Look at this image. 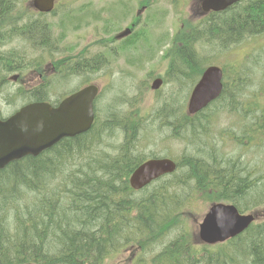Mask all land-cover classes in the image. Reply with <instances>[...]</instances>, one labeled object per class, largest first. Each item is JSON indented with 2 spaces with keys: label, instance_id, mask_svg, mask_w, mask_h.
I'll list each match as a JSON object with an SVG mask.
<instances>
[{
  "label": "rangeland",
  "instance_id": "rangeland-1",
  "mask_svg": "<svg viewBox=\"0 0 264 264\" xmlns=\"http://www.w3.org/2000/svg\"><path fill=\"white\" fill-rule=\"evenodd\" d=\"M145 2L152 6L140 16L141 24L137 28L140 33L136 37L137 39L142 37V39L136 42L132 40L133 45L131 46L122 45L120 42H111L110 38L133 22L137 11L141 8L140 4ZM195 2L196 0H65L57 8L56 15L51 14L42 18L35 15V12L30 9L28 1H21L18 4L17 12L22 16V19L16 23L17 31L20 24L30 16L41 18L48 26H52L53 34L49 33L50 42L44 49V47H39V44L31 45L23 36L6 41L4 29H0V58L2 59L1 55L11 52L22 56L21 61L11 64L12 66L17 65L20 71H4L0 64V111L2 115L7 117L12 114V110L16 111L25 104L24 100L27 97L22 90L25 92L37 91V93L46 90L50 100L57 102L64 95L82 87L85 83H92L101 88V97L97 104L99 108L98 121L94 134L86 139L82 150L89 148L87 152L90 150L96 152L100 148L104 155L117 156L121 150L123 135L125 137L121 126L127 123L137 126L136 122L139 121L141 123L140 137L137 133V142L140 145L136 153L146 156V158L158 155L176 160L181 159L183 163L181 169L187 162L189 153L195 154V150H193L195 148L203 156L209 158L206 165L211 170H216L218 176L221 174L218 179L222 178L224 184L227 183L229 175H225L226 178H223L222 173L225 172L223 169L221 170V167L223 168L226 162L237 157H242L248 162L245 168L246 173L260 176L264 173V142L262 141L264 136L260 134L262 129L264 133V124L260 121L259 116L253 117L259 111H253L252 105L264 106V93L261 92L262 86L258 82V80L264 79V35L248 38L240 45L226 48L228 43L226 39L229 38L226 32L221 35L219 31L214 32L211 29L213 33L201 36L202 31H197V37H200L202 41L210 39L206 40V44H196L200 59L205 60L208 66L212 63V65L215 64L224 69L227 94L221 103L215 104L211 110L206 112L208 114L206 119H211V124L204 128L200 122L199 124L202 131L207 134L201 135L200 140L198 139L192 144H189V139L175 140L174 137L181 139L177 134V130L180 129L176 127L178 119L170 118L167 111L163 110V105L182 114V99L189 92L186 99L187 105L191 90L196 82L193 83V86L192 84L180 86L174 77V67L171 73V83L169 85L165 83L158 92L151 90V84L155 78L162 76L165 79L169 73L172 57L171 47L181 32L204 21L197 16ZM200 28H203L201 24L198 26V29ZM217 37L219 38L216 39ZM231 37L233 38L229 39V43L245 37V34L239 33ZM196 41L199 40L196 39ZM51 42H54L53 47H51ZM57 42H60L59 46L55 45ZM177 45H181V42L178 41ZM65 58H73V61L90 58L91 63L81 62L69 68V72L63 74L62 77L55 69L48 71V66L41 68V71L31 69V65L36 63L45 65L47 60L49 64ZM28 63L29 66L22 67ZM179 66L184 68L181 63ZM40 73L45 78H38ZM15 74H20L22 80L12 82L9 78ZM253 75L256 79L249 82L241 96L236 95V99H233L234 104L230 106L228 92L234 88L237 78L241 76L246 82ZM65 79L67 80L65 81ZM238 81H240V77ZM171 85H173L172 90ZM19 92L22 95H18ZM127 117L135 118L137 121L131 122ZM253 132L257 134V138L253 139L256 141V148L250 146L249 134H253ZM188 134L190 135V133ZM208 134L209 140L207 139ZM72 148L75 152L80 151L76 144ZM87 152H83L82 159L65 161L64 164L61 162L53 169V174L58 175L55 189L66 194V199H70L71 191H74V186L69 182L70 174L72 171L77 172L76 168L83 162ZM98 170H101L100 165H98ZM185 174L184 170L178 172L176 179L182 176L186 182ZM210 177L212 176L210 175ZM0 187L2 193H7L3 194L4 197L7 195L6 199H10L12 194L16 193L13 191H17L19 188L18 183L10 184V186L1 183ZM165 187L167 186L165 185ZM195 187L196 182H192L189 188L194 189ZM52 188L54 189V186ZM118 192L123 194L121 190ZM179 194L183 200L184 194L182 192ZM32 196L33 194L29 195V197ZM50 196L48 193L46 198L49 200ZM137 196L138 193L133 195V197ZM22 197L26 201L25 193L22 194ZM80 198L81 196H77L76 199L72 198L75 210L84 209L83 204L79 203ZM48 202L50 203V201ZM94 203L91 205H97L96 202ZM207 209L208 205L199 199L194 209L190 210L185 218L189 231L193 233L196 231L197 221L201 220ZM32 211L26 204L24 210L19 213L24 215L19 217L13 215L7 224L0 225V244L8 237L11 225L17 226V218L19 224H23L27 219L25 214L27 213L31 214L34 220L35 213ZM263 219L264 217H262ZM30 229L31 227L28 231ZM30 232L33 234L32 229ZM173 233L175 232H172L165 241L170 240ZM160 238L161 235L156 238L155 242L157 243L152 246L153 248L150 247L151 249L149 248L147 252V257L150 260H148V264L154 257L153 255L161 251L158 248ZM135 239L132 238L130 242ZM34 240L36 239L32 237L29 242H34ZM14 244L15 241L8 242L9 252H6L10 253L8 256H14ZM32 244L28 243V246ZM20 249L19 247L16 251L17 255ZM133 252L135 251L130 250L119 256H114L109 264H122L123 261L127 263Z\"/></svg>",
  "mask_w": 264,
  "mask_h": 264
},
{
  "label": "trees",
  "instance_id": "trees-1",
  "mask_svg": "<svg viewBox=\"0 0 264 264\" xmlns=\"http://www.w3.org/2000/svg\"><path fill=\"white\" fill-rule=\"evenodd\" d=\"M18 1L0 0V29H4L6 41L23 36L32 45L39 44V47H44L43 45L49 42V33L53 34L51 26L39 22V24H28L17 31L16 23L22 16L13 12ZM53 14H56V10ZM211 29L214 32L219 31L221 35L226 32L229 36L226 39L228 43L229 39L233 38L231 36L239 33L245 36L263 33L264 0H246L227 12L212 15L205 27L199 29L202 31L201 36L213 33ZM186 34L188 33L184 32L177 38L179 42H184V46L177 48L171 73L175 67L174 77L180 86L188 84L193 86V83H197L205 65L203 66L202 60L192 49V44L185 48L188 42V38H184ZM136 36L127 42L139 40ZM55 45L57 46V43ZM177 46L175 44L174 49ZM1 56L0 64L4 71L18 70L17 65L11 64L21 61L22 56L13 52ZM79 63L71 64L70 68ZM179 63L184 68H181ZM66 70L69 72V68ZM239 77L240 81H238ZM239 77L235 81L234 88L228 92L230 106L234 104L233 99H236V95L241 96L249 82L256 79L253 75L244 82L241 76ZM258 82L262 86L261 92L264 93V79ZM32 94L34 95L30 100L43 101L39 97L42 92L33 91ZM226 94L225 90L215 104L221 103ZM18 95L22 93L19 92ZM254 99L256 104V96ZM163 110L167 111L170 118L178 119L176 127L180 129L177 130V134L182 140L189 139V144L200 140L201 135L207 134L202 131L199 122L203 128L211 124V119H206L208 110L198 118V123H193L180 112H175L169 107L163 106ZM259 119L264 124V111L259 115ZM136 123L137 126L128 123L121 126L125 140L117 156L104 155L100 148L96 152L92 150L87 152L89 148L82 150L86 139L94 134L95 124L86 134L65 139L39 157H27L0 171V185L3 183L10 186L18 183L19 186L17 191H13L16 193H13L10 199H6L7 195L3 196L7 193H2L0 187V225L7 224L13 215L18 217L24 215L19 213L24 210L26 204L35 213L34 220L31 214L25 213L27 219L23 224H19L17 218V226L11 225L8 237L0 244V264L24 261H35L40 264H106L112 256L122 253L123 248L133 247L135 244L142 250L133 264H145L143 256L151 245L157 243L155 240L159 235L161 238L158 248L161 251L153 255L149 264H182L183 261V264H264V221L255 223L237 238L212 247L201 245L197 236L190 233L183 222L173 228L175 226L173 219L183 208L191 183L196 182L199 189H204L210 180V173H215V170H211L206 165L209 158L203 156L199 150L193 148L195 154L189 153L187 162L180 169L186 171V182L182 176L176 179L174 175L160 180L152 189L145 191L142 197H133L134 192L129 187L128 178L147 159L146 156L136 153L140 145L137 142V133L139 136L141 126L139 121ZM260 134L264 136L263 129ZM249 137L254 141L252 134H249ZM207 139L209 140V134ZM74 144L80 151L73 150ZM83 152H87L83 162L76 168L77 172L72 171L70 174L69 182L74 186V191H71L72 197L66 199V194L55 189L58 175L53 174V169L61 162L64 164L65 161L82 159ZM247 164L248 162L242 157L229 160L222 168L225 172L222 173L223 178L229 175L227 183L224 184L222 178L218 179L221 174L214 183H209L217 185L220 189L218 200L231 201L242 211L264 205V173L260 176L246 173ZM182 165L183 163L180 167ZM181 192L184 194L183 200L179 194ZM23 193L26 195V201L22 197ZM48 193L51 195L49 200L46 198ZM31 194L33 196L29 197ZM77 196H81L79 203L83 204V210H75L73 207L72 198L76 199ZM94 202L97 205L92 206ZM29 227L33 234L30 232L31 229L28 231ZM172 232L176 234L173 233L171 239L165 241ZM32 237L36 240L29 242ZM132 238L136 239L130 242ZM9 241H15L14 256L7 254ZM28 243L33 244L28 246ZM19 247L21 249L17 255L16 251Z\"/></svg>",
  "mask_w": 264,
  "mask_h": 264
},
{
  "label": "water",
  "instance_id": "water-1",
  "mask_svg": "<svg viewBox=\"0 0 264 264\" xmlns=\"http://www.w3.org/2000/svg\"><path fill=\"white\" fill-rule=\"evenodd\" d=\"M55 0H35L34 7L50 12ZM243 0H202L204 13L222 12ZM130 34L124 32L119 38ZM223 74L219 68H209L196 87L189 105L194 114L216 99L222 92ZM161 81H156L154 89ZM98 89L90 86L65 99L59 107L47 103L27 105L7 122L0 121V169L27 155L38 156L64 137H76L90 130L94 122V100ZM176 166L169 160H152L140 166L130 179L139 190L153 179L173 172ZM252 216L242 217L233 206L214 205L200 226V238L210 244L224 242L242 233L252 222Z\"/></svg>",
  "mask_w": 264,
  "mask_h": 264
},
{
  "label": "flooded vegetation",
  "instance_id": "flooded-vegetation-1",
  "mask_svg": "<svg viewBox=\"0 0 264 264\" xmlns=\"http://www.w3.org/2000/svg\"><path fill=\"white\" fill-rule=\"evenodd\" d=\"M20 19H22V17ZM39 22H43V20L41 18H32V17L29 16V19L26 18L25 22L20 24V28L24 27V26H26L28 24H33V23H38L39 24ZM22 91L24 92V94L26 96L30 97V95H31L30 92H25V90H22ZM253 130L255 131V127H254ZM252 137L255 140V138H257V134H255V132H253Z\"/></svg>",
  "mask_w": 264,
  "mask_h": 264
}]
</instances>
